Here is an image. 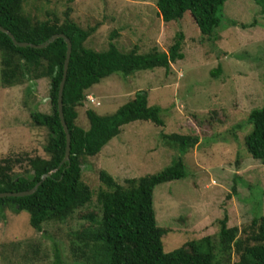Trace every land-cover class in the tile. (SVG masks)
<instances>
[{
    "label": "rangeland",
    "instance_id": "rangeland-1",
    "mask_svg": "<svg viewBox=\"0 0 264 264\" xmlns=\"http://www.w3.org/2000/svg\"><path fill=\"white\" fill-rule=\"evenodd\" d=\"M70 8L81 27L97 26L85 45L106 50L114 32L121 51L167 52L174 36L184 34V57L170 64L129 75L113 73L85 91L77 107L76 124L89 128L88 109L110 114L135 96L147 92L148 104L160 107L163 126L132 121L122 126L101 151L82 165V177L92 192L101 182L99 170L120 184L126 179L157 172L182 158L187 176L157 185L153 207L168 252L187 240L210 235L217 238L219 220L228 216L229 227L249 224L264 214V163L252 158L244 144L251 130L249 112L264 105V14L254 0H226L221 8L219 39L200 41L199 28L189 13L178 21L163 22L154 0H25L24 10L43 20ZM219 67V73H215ZM49 80L41 78L12 87L0 81V158L11 151L45 156L47 131L33 124L32 111L49 112ZM86 95H92V103ZM161 133L198 136L187 152H180ZM100 208L91 202L62 222H47L42 230L28 222V213L6 211L0 219V264H87L76 255L81 243L72 233L81 228V213ZM39 246L28 259L26 252ZM29 253V252H28Z\"/></svg>",
    "mask_w": 264,
    "mask_h": 264
},
{
    "label": "trees",
    "instance_id": "trees-1",
    "mask_svg": "<svg viewBox=\"0 0 264 264\" xmlns=\"http://www.w3.org/2000/svg\"><path fill=\"white\" fill-rule=\"evenodd\" d=\"M163 22L178 21L185 13L199 28L200 41L219 39L221 8L226 0H154ZM264 14V0H254ZM25 0H0V25L18 41L40 44L56 33H63L72 44L62 94V110L70 135L69 160L60 164L66 150V133L61 123L57 96L66 57V42L56 38L42 48L19 47L0 31V81L4 87L41 78L49 80V112L32 111L30 117L37 127L47 131L43 150L45 156L11 151L0 158V192L36 190L25 196L0 197V219L6 211H26L28 222L42 230L47 222H62L76 210L91 202L92 196L100 208L81 213L86 223L75 230L73 238L81 243L74 248L87 264H264V214L255 216L241 228L227 225L228 216L219 220L217 238L210 235L187 240L179 247L164 251L162 236L169 230L157 225L153 207V193L157 185L187 176L181 157L163 169L126 179L124 184L104 170H99L101 186L92 192L83 181L82 165L88 157L97 155L123 125L132 121H150L164 125L160 107L148 104L147 92L139 90L135 96L110 114L86 111L89 128L76 124L77 107L85 99V91L113 73L129 75L139 70H153L184 57V34L174 36L167 52L153 50L138 52L137 46L121 51L111 36L106 50L96 51L85 45L97 26L83 28L70 16V8L63 19L56 15L43 20L34 19L24 10ZM213 74L219 73V67ZM251 130L244 138L248 154L264 163V105L252 109L247 117ZM169 146L184 153L199 140L198 136L161 133ZM50 175L41 180L48 172ZM29 252V253H28ZM39 253V246L26 252L31 259ZM31 260H35L33 257ZM56 253L52 264H61Z\"/></svg>",
    "mask_w": 264,
    "mask_h": 264
},
{
    "label": "water",
    "instance_id": "water-1",
    "mask_svg": "<svg viewBox=\"0 0 264 264\" xmlns=\"http://www.w3.org/2000/svg\"><path fill=\"white\" fill-rule=\"evenodd\" d=\"M0 31L6 33L11 40L13 41L14 44H16L19 47H26V46H30V47H34V48H42L45 47L47 45H49V43L53 42L56 38L58 37H62L65 42H66V57L64 60V65H63V74H62V79L59 85V89H58V96H57V107H58V113H59V117L61 120V123L63 125L64 131L66 133V150H65V155L64 158L62 159V161L60 162V164L64 163L65 161L69 160V154H70V135L68 133V129L67 126L65 124L64 121V117H63V110H62V94H63V87H64V82H65V78H66V74H67V69H68V63H69V58L71 55V50H72V44L70 39L65 36L63 33H56L53 34L51 37H49L46 41H44L43 43L40 44H33L30 42H26V41H18L17 39H15L14 35L7 30L6 28H4L3 26L0 25ZM52 171L43 174L41 176V180L44 179L46 176L50 175ZM41 181L37 182L34 187L30 190H24V191H17V192H0V197H6V196H25L28 194L33 193L36 188L38 187V185L40 184Z\"/></svg>",
    "mask_w": 264,
    "mask_h": 264
},
{
    "label": "built area",
    "instance_id": "built-area-1",
    "mask_svg": "<svg viewBox=\"0 0 264 264\" xmlns=\"http://www.w3.org/2000/svg\"><path fill=\"white\" fill-rule=\"evenodd\" d=\"M87 98H88L92 103L95 102V99L92 97V95H87Z\"/></svg>",
    "mask_w": 264,
    "mask_h": 264
},
{
    "label": "clouds",
    "instance_id": "clouds-1",
    "mask_svg": "<svg viewBox=\"0 0 264 264\" xmlns=\"http://www.w3.org/2000/svg\"><path fill=\"white\" fill-rule=\"evenodd\" d=\"M86 97H87V95H86Z\"/></svg>",
    "mask_w": 264,
    "mask_h": 264
}]
</instances>
